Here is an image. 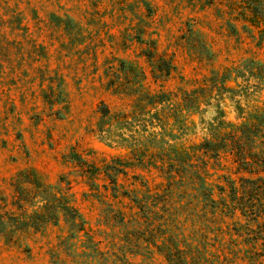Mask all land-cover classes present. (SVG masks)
I'll return each instance as SVG.
<instances>
[{
  "label": "rangeland",
  "instance_id": "rangeland-1",
  "mask_svg": "<svg viewBox=\"0 0 264 264\" xmlns=\"http://www.w3.org/2000/svg\"><path fill=\"white\" fill-rule=\"evenodd\" d=\"M256 115L241 174L251 216L264 215V0H0V264H102L85 232L101 238L104 188L145 174L111 159L141 157L185 162L194 179L163 207L178 219L163 212L158 241L215 262L220 147Z\"/></svg>",
  "mask_w": 264,
  "mask_h": 264
},
{
  "label": "trees",
  "instance_id": "trees-1",
  "mask_svg": "<svg viewBox=\"0 0 264 264\" xmlns=\"http://www.w3.org/2000/svg\"><path fill=\"white\" fill-rule=\"evenodd\" d=\"M253 120L254 122L248 127L251 128L249 132H245L244 128L247 126L244 122L239 125L231 124L225 146L220 147L225 149V159L230 162L229 166H225V190L224 187L221 188L222 194L225 191V241L220 243L221 256L211 264H264V237H261L264 230L260 229V226L258 230L252 228L264 215L258 212H252V216L244 213L246 205L243 201L241 184L243 164L247 162L246 150L256 135L253 127L263 122L258 115L254 116ZM210 150L207 146L200 148L204 156H207ZM218 158L219 150L216 152V159ZM111 160L115 162L118 172L124 169L126 173L127 169L131 168L139 169L145 174L134 175V181L130 182L129 188H125L124 183L118 184L116 177L112 181L114 184L110 194L108 188H104L105 192L102 193L101 198L102 204L107 209L101 212L102 216L99 220L103 226L100 229L101 238L95 237L94 230L87 229L85 232L88 244L98 253L101 263L156 264L149 260L163 250L165 264H206V260L201 263L194 261L191 244L185 245L187 250L184 252V257H181L184 251L183 243L172 238L169 241L166 237L158 241L160 240L158 238L167 233L161 232L160 229L168 224L163 212L168 214L170 223H177L178 219L177 213H170L163 207L173 203L171 198L174 192H183L194 182V179L188 175L186 163L177 160L149 163L143 157L136 159L137 161H121L118 158ZM194 160L191 158L188 161L189 166H192L196 173L206 174L207 161L203 162L201 167L195 165ZM254 165V160H251V166ZM251 173L256 174L255 171ZM155 178L159 181L156 182ZM204 183L205 178H203ZM158 232L160 235L157 236ZM133 254L147 257H142L141 261L135 263L132 260Z\"/></svg>",
  "mask_w": 264,
  "mask_h": 264
}]
</instances>
